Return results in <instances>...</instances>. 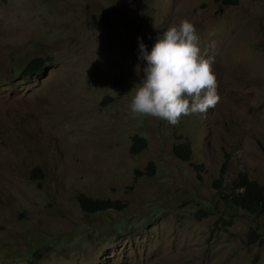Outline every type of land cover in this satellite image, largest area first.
Wrapping results in <instances>:
<instances>
[{
	"label": "rangeland",
	"instance_id": "374dc122",
	"mask_svg": "<svg viewBox=\"0 0 264 264\" xmlns=\"http://www.w3.org/2000/svg\"><path fill=\"white\" fill-rule=\"evenodd\" d=\"M183 18L219 102L175 126L134 116L137 38L150 52ZM242 177L264 187V0H0V264H264V214L222 198ZM82 194L126 208L89 215Z\"/></svg>",
	"mask_w": 264,
	"mask_h": 264
},
{
	"label": "clouds",
	"instance_id": "9594fccd",
	"mask_svg": "<svg viewBox=\"0 0 264 264\" xmlns=\"http://www.w3.org/2000/svg\"><path fill=\"white\" fill-rule=\"evenodd\" d=\"M137 39L138 59L146 61V66L144 77L131 90L134 116L153 117L175 126L182 116H206L216 106L220 97L212 71L215 58L201 54L192 21L183 18L169 25L157 36L150 52L142 38Z\"/></svg>",
	"mask_w": 264,
	"mask_h": 264
},
{
	"label": "trees",
	"instance_id": "16d2710c",
	"mask_svg": "<svg viewBox=\"0 0 264 264\" xmlns=\"http://www.w3.org/2000/svg\"><path fill=\"white\" fill-rule=\"evenodd\" d=\"M242 0H221V3L225 7L239 6ZM48 58H35L30 61L27 66L23 69L21 76L23 78H36L44 74L47 65ZM183 117V116H182ZM147 148V140L135 136L133 137L132 153L139 154ZM176 156L184 162H190L192 160V149L191 146H176ZM201 167L196 166L198 170ZM154 163H150L147 168V175L153 176L156 173ZM41 178L39 170H34V176ZM136 175H143V172L136 170ZM43 179V178H41ZM230 206L235 207L239 210H243L251 215L260 216L264 214V187L259 185L255 181H250L246 177H242L239 185H237L230 194L222 197ZM77 202L81 210L89 215H96L101 213H109L112 211H123L126 208V204L122 200H102L93 199L87 195H79ZM255 234V232H253Z\"/></svg>",
	"mask_w": 264,
	"mask_h": 264
}]
</instances>
